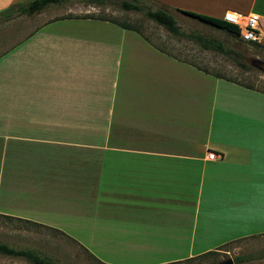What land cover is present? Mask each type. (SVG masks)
Returning a JSON list of instances; mask_svg holds the SVG:
<instances>
[{
	"label": "crops",
	"instance_id": "1",
	"mask_svg": "<svg viewBox=\"0 0 264 264\" xmlns=\"http://www.w3.org/2000/svg\"><path fill=\"white\" fill-rule=\"evenodd\" d=\"M152 2L258 14L264 43V0ZM1 216L61 234L94 264H177L262 236L264 92L111 21H47L0 52Z\"/></svg>",
	"mask_w": 264,
	"mask_h": 264
},
{
	"label": "rangeland",
	"instance_id": "2",
	"mask_svg": "<svg viewBox=\"0 0 264 264\" xmlns=\"http://www.w3.org/2000/svg\"><path fill=\"white\" fill-rule=\"evenodd\" d=\"M142 1L149 6L154 4L152 0ZM154 5L153 7L158 8L156 4ZM171 13L174 14L184 32H195L221 40L228 48L236 52L237 60L240 63L249 66L251 69L240 67L237 61L229 56L204 50L192 41L171 35L163 27L141 13L126 12L116 6H88L78 0H69L62 6H51L43 11V15L39 19L35 17V14L33 16L17 15L8 21L0 20V52L20 41L28 33L47 21L75 17L113 19L137 28L153 45L179 60L188 62L211 74L231 79L264 92V72L250 66L251 59L258 58L264 61V43L259 44V46L248 44L238 37L197 19L173 11ZM234 56L236 57V55ZM0 241L16 243L26 241L29 245L42 249L58 264H94L86 251L74 245L61 234L50 230L32 229L21 225L19 222H10L3 218H0ZM262 252H264V235L230 243L209 257L177 264H217L228 258L234 260L239 255L257 256ZM243 264H264V257Z\"/></svg>",
	"mask_w": 264,
	"mask_h": 264
},
{
	"label": "trees",
	"instance_id": "3",
	"mask_svg": "<svg viewBox=\"0 0 264 264\" xmlns=\"http://www.w3.org/2000/svg\"><path fill=\"white\" fill-rule=\"evenodd\" d=\"M68 1L69 0H28L26 2H17V3L12 4L8 8L0 11V20L8 21L17 15L33 16L35 14H39V13L43 12L44 10L48 9L51 6H62L64 4H66ZM78 1L80 3L88 5V6H97V7L116 6L119 9L126 11V12L141 13L145 17H147L149 20H151L154 23H156L157 25L163 27L171 35H173L177 38H185L189 41H192V42L198 44L204 50H210V51L218 52V53H221L223 55L229 56V57L235 59L240 67L245 68V69H251L249 66L240 63L237 60L236 52L234 50H232L231 48H228L224 44V42H222L221 40L216 39V38H211V37H208V36H205V35H202L199 33H195V32H191V33L184 32L181 29L180 25L178 24V21L176 20L175 16L171 12H169L166 8H161V7L155 8L153 6L147 5L142 0H78ZM181 13H183L184 15H187L193 19H197V20H199V21H201L207 25H210L216 29L223 30V31L239 38V30L235 26L229 25L221 19L196 14L193 12L182 11ZM99 19H101V18H99ZM102 20L111 21L113 23H116V24L122 26L123 28L136 31L141 36H143V34L137 28L132 27L128 24H123V23H120V22L113 20V19H102ZM144 38L147 41H149L146 37H144ZM246 43L252 44L255 46H259V43H254V42H246ZM234 55H236V57ZM199 69H201V68H199ZM216 76L223 78L222 76H219V75H216ZM227 80L235 82L231 79H227ZM243 86H245L247 88L254 89L250 86H246V85H243ZM1 217L5 220H9L10 222L15 221V218H12V217H8V216H1ZM17 221L19 223H21V225H23V226L42 227L38 224H34L32 222L25 221V220L17 219ZM222 247H224V246H222ZM216 253H217V251H211V252L205 253L201 256H198L196 258H192L188 261H193L195 259L209 257V256L214 255ZM0 254L6 255V256H11V257H21V258H24L25 260H27L28 262H30L31 264H57L51 257H49L47 255L38 254L37 252H35L33 250H17V249L9 247L6 244H2V243H0ZM260 257H264V252H262L261 254H259L257 256L250 255V254L239 255V256H236L234 258V261H235V264H243L245 262H249V261H252V260L260 258Z\"/></svg>",
	"mask_w": 264,
	"mask_h": 264
},
{
	"label": "built area",
	"instance_id": "4",
	"mask_svg": "<svg viewBox=\"0 0 264 264\" xmlns=\"http://www.w3.org/2000/svg\"><path fill=\"white\" fill-rule=\"evenodd\" d=\"M229 25L235 26L239 30V38L244 42H261L260 33V16L255 13L240 14L233 11H226L222 19ZM218 154L215 152H209L208 158L210 160H216Z\"/></svg>",
	"mask_w": 264,
	"mask_h": 264
},
{
	"label": "water",
	"instance_id": "5",
	"mask_svg": "<svg viewBox=\"0 0 264 264\" xmlns=\"http://www.w3.org/2000/svg\"><path fill=\"white\" fill-rule=\"evenodd\" d=\"M250 66L264 72V61L258 58L251 59ZM217 264H235V262L232 258H228V259L222 260L221 262Z\"/></svg>",
	"mask_w": 264,
	"mask_h": 264
}]
</instances>
